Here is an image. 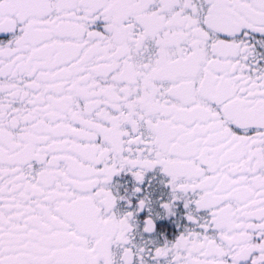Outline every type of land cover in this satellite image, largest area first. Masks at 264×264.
Wrapping results in <instances>:
<instances>
[{
	"label": "snow or ice",
	"instance_id": "obj_1",
	"mask_svg": "<svg viewBox=\"0 0 264 264\" xmlns=\"http://www.w3.org/2000/svg\"><path fill=\"white\" fill-rule=\"evenodd\" d=\"M0 264H264V0H0Z\"/></svg>",
	"mask_w": 264,
	"mask_h": 264
}]
</instances>
